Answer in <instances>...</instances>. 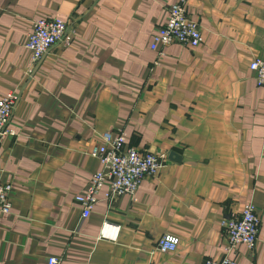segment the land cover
<instances>
[{"label": "crops", "instance_id": "1", "mask_svg": "<svg viewBox=\"0 0 264 264\" xmlns=\"http://www.w3.org/2000/svg\"><path fill=\"white\" fill-rule=\"evenodd\" d=\"M175 2L0 0V96H18L15 135L0 142V184L12 186L0 264H203L225 256L222 223L249 204L257 244L231 257L264 264V87L249 69L264 60V0H193L202 45L161 54L150 45ZM40 18L62 19L69 40L33 64L25 42ZM106 133L162 167L134 196L102 189L83 219L76 197ZM165 235L175 252L158 251Z\"/></svg>", "mask_w": 264, "mask_h": 264}, {"label": "built area", "instance_id": "2", "mask_svg": "<svg viewBox=\"0 0 264 264\" xmlns=\"http://www.w3.org/2000/svg\"><path fill=\"white\" fill-rule=\"evenodd\" d=\"M193 0H176L167 12L165 22L153 35L151 50L159 52L174 44L190 48H198L203 43L201 29L197 22L189 17V5ZM67 24L59 18H40L33 23L27 35L25 49L30 54L33 64L39 63L43 57L65 37ZM249 69L256 74V82L264 87V60L254 59ZM18 101L15 93L0 96V142L14 136L9 129L13 109ZM91 155L101 163V169L91 178L87 189L77 195L76 202L82 209V218L91 216L97 203V196L104 188L108 189L106 197L119 198L125 195L134 196L140 183L147 176H156L162 163L159 157L152 153H142L127 146L124 133L103 135L100 145L93 148ZM10 184H0V211L2 214L11 213L12 202ZM222 227L228 239L226 254L219 260H206L203 264H237L231 257L239 245H245L253 250L258 241L260 219L253 204L247 205L240 217L226 220ZM109 225L103 227V236L109 232L117 237L116 228ZM179 238L172 235L163 236L158 242V251L162 253L175 252L179 246ZM58 259L49 258V264H59Z\"/></svg>", "mask_w": 264, "mask_h": 264}, {"label": "water", "instance_id": "3", "mask_svg": "<svg viewBox=\"0 0 264 264\" xmlns=\"http://www.w3.org/2000/svg\"><path fill=\"white\" fill-rule=\"evenodd\" d=\"M174 156L176 157L177 155L173 154V157H174ZM179 160H180L179 158H176V161H177V162H179Z\"/></svg>", "mask_w": 264, "mask_h": 264}]
</instances>
